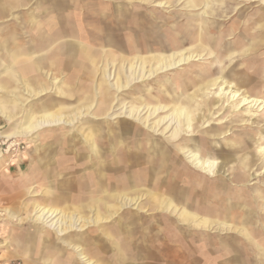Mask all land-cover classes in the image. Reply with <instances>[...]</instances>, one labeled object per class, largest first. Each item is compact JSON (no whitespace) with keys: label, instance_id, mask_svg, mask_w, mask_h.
Wrapping results in <instances>:
<instances>
[{"label":"rangeland","instance_id":"374dc122","mask_svg":"<svg viewBox=\"0 0 264 264\" xmlns=\"http://www.w3.org/2000/svg\"><path fill=\"white\" fill-rule=\"evenodd\" d=\"M225 1H227L226 6L230 9L229 13L225 17L219 16L216 18L218 22L224 25L219 29L214 26H207L204 31L205 41L203 44L195 39L182 40L172 37H168L167 39V36L173 29H180L188 19L185 16L180 20L178 18L173 19L172 17H168L170 11L186 15L184 9L187 7L186 0L180 1L173 8L154 7L153 5L143 4L144 9H142L141 12L139 11V14H137L138 11L135 12V10H132L133 7L130 6L127 1H115L110 5V9L106 10L109 16L104 24H117V20L122 19L121 13L120 15L118 13L121 9L122 13L127 16H129L128 13L133 12L131 17H124V19L121 20L125 22L127 29L120 27L119 30L116 28V25H113L114 30L117 31L114 33L111 32V27H102L101 29H103V32L100 30V33L96 32V28L90 27L92 23H96V20L103 22L104 18L102 15H95L93 13L99 12L100 8H103L105 11L106 7L95 3H93L94 5H85V9L82 13L86 17L85 20L89 22V27L79 25L80 22L76 20L78 16L71 17V27H65V34L63 33L61 35L64 37L61 38V40H80L81 43H56L55 48L57 68L61 66L58 59L65 57L69 52L75 54V56L73 55L75 59L67 61V63H69L68 67H66L67 74L65 76H56L54 79L55 81H53L55 84H59L63 83V81L67 83L69 81L68 79H73V90L69 93L71 97L51 98L49 96H55L53 95L55 90H52L48 96L38 98L37 95L33 96L28 93L27 87L24 89V91L26 90L24 93L25 111L30 109V106L32 107L38 103L42 105L44 101L49 100L57 105L67 106L64 107L66 112H63L66 119H74L76 115L81 112L82 116H78L80 119H77L78 117L76 118V123L74 125L46 128L45 131H42V136H40L38 132L35 133L33 137L25 139L31 141L29 144L30 147L27 143H23L21 146L13 147L12 150L10 149L7 152L9 144L6 139L0 137V147L6 156L4 160L6 168H3L4 171L10 168L8 173H11L12 176L16 178L17 165L22 163L21 159H25L27 163L30 162V158L26 154L31 152L30 150L34 146L41 148V144H45L44 150L46 153L49 150L52 154L49 159L51 163L57 164L56 158L58 155L63 154L62 152L67 150L69 157L63 158L61 161L63 163L62 165L70 167L78 163L83 165L96 164L97 160L89 153L90 150L88 149L87 151L85 148L87 146L89 148L91 147L89 143L90 140H87L85 136L88 135L89 130H93L94 128L101 133V137L98 141L105 152L104 168L107 169V167L109 168L112 166L111 161L115 158L124 170L120 172L122 176L121 179L126 181L129 164L123 159L125 154L131 152L133 154H145L147 156L152 155V157H156L152 151V147L153 143L159 142L167 146L171 151V156L167 164L168 170L161 171L164 184L170 183L176 176L179 185L185 186L186 193L191 197L190 201L193 203L195 209H200L201 211L205 210V208L211 210L214 208L217 210L219 209V211L224 212L222 215L223 217H226V201L225 199L221 200L219 197L226 192L229 196V202L232 203L231 212L233 213L234 221L236 220L238 225L242 224L243 226L249 227V229L255 228V230H258L264 235V199L260 197V194L264 193V154L261 153V148L264 147V108L262 107L263 104L258 107V105L254 106V104L248 103L242 104L241 102L243 95H245L247 91H249L251 95L253 94L252 96L258 97L260 102L264 101V27L260 28V25L262 23L264 24V0ZM51 4L60 6L61 4L63 5V1L35 0L30 6L26 7V10H14L11 14H20L22 18L26 17V19H28L29 16L31 17V15H38L41 19L46 17V13L49 11L48 8ZM134 4L136 3L134 2ZM220 4L221 1L217 0L213 6L215 9H218V7L221 6ZM65 5H69L68 1ZM36 8L39 9L36 10ZM153 9L157 12H151V15L153 14L151 21L148 22V20H143V18H141L143 15H150L149 12ZM57 12L51 11L48 15L57 14L60 18L63 14H68L70 11L68 9L66 11L67 13H63V11ZM76 14L78 15V12L72 13L74 16H76ZM258 14L261 15V17ZM112 15H114V17ZM10 20L16 22V18L9 15L7 17H0V25L5 27ZM140 21L145 24L138 32L136 30H138ZM166 21H168V23L163 25ZM199 21V18L194 16L192 23L198 25ZM174 23H176V25L173 26L172 24ZM106 28L108 30H106ZM187 28L188 27H186V29ZM59 29L60 28H50V32L55 36L54 32L56 31L57 35ZM45 30L46 29L41 28L40 33H44ZM185 31L186 30L183 32ZM218 32L220 38H211V34L217 37ZM102 33H105L106 37L115 34L124 46L121 52L124 53L128 59H133V57L139 55H156L158 57L161 55H168L171 52H165V49L171 45H177L178 43L180 49L177 50V52L188 48L196 51L199 49V52L204 56L202 59H196L195 61L181 66L179 69H173L165 74L162 73L155 79L137 83L130 89L128 88L121 93H117L115 90H109L107 93L101 92V94H98L97 86L100 83L103 68L104 73L107 70L113 75L116 67L112 65L113 62L107 65L103 63V61L96 64V59L99 60L111 55L109 54L110 47L106 45L108 42L101 43ZM129 34H131L132 37H136V34L139 35L138 38H135V42H138V44L133 43L132 45L128 43L127 39ZM43 35L46 34H39V43L36 45L37 48L39 46L41 52L46 47L45 39H47V37L44 38ZM184 36H187L186 33L182 35L183 38H185ZM59 37L60 36H56V38ZM260 37H263L262 42H260ZM29 38V35L25 37L26 40ZM257 42H259V44H255ZM114 52L115 55L120 53V51L116 49ZM114 56L113 59L115 58ZM97 65H99V67ZM97 67L99 68V73L96 75ZM178 73L179 75H177ZM222 77L224 81L231 82L229 84L231 90H234L237 84H243L240 88V93H244L239 99L237 96L235 100H233L231 94H223L219 87H213L208 91L201 90L198 93L199 101L193 103L187 101L188 97L197 89L202 88L207 82L217 79L218 83H220V81H223ZM108 78V75H105L102 81H109L110 78L109 80ZM111 80V82L116 81L113 80V78ZM175 82L179 85V88L176 90L177 94L175 99L188 105L193 115V120L190 121V124L193 126L188 128V124L185 128L180 129L177 139H170L175 126L173 124L174 122L172 123L169 119L162 122L159 127L157 126V131H155L143 125L140 121L135 120L132 116L122 114L123 108L130 110L133 109L135 105L141 106V109L145 108L141 114L142 117H149L148 125L156 127V123L158 124L160 119L169 116L176 109L175 102H171L172 99L166 95V86H170ZM76 84L80 85L81 88L76 86ZM162 85L165 86L163 87ZM35 94L37 93L35 92L34 95ZM141 98H145L146 101L143 99L141 100ZM158 105L168 107L166 110H161L159 113L152 115L151 112ZM59 109H61V111L63 110L62 107H59ZM89 110L90 114L85 115L84 112L87 113ZM42 114V112L38 113L35 111L32 113V111H30V117H28L27 121L24 119L23 123L36 121L40 119ZM0 124L5 126L3 127V132L11 129V125H6L2 120H0ZM190 149L201 159H209L211 162L216 163L214 166L215 169L210 173L192 165L189 155L191 153ZM158 158L160 160L162 159L161 161L165 160L163 155H158L155 161L157 163H159ZM249 162L252 164L251 167H248ZM132 163L134 165L135 161ZM11 165L15 166L12 167ZM177 165L179 167H177ZM26 168L27 164L23 165V169L25 170ZM171 170H173V172ZM242 170L246 173L247 182L244 181L239 183L244 175ZM185 171L192 172L196 176H202L209 183H189L188 181L191 179L184 174ZM237 184H241V186L238 187ZM8 190L9 189H7L5 185V179L0 178V209L5 207L20 208L25 197L17 195V192L14 193L15 195H10ZM28 198L30 197L28 196ZM215 204H219V206H215ZM3 217H5V214L1 212L0 221ZM13 228L18 231L20 228L26 230L30 228V225L26 223L20 228L19 226H14ZM212 228L216 235H221L223 237L229 235V232L226 233L217 230L215 227ZM168 238L171 240L170 237ZM170 240H167V244L170 245L167 252L169 255L172 254L171 256L174 255L173 257H176L178 261V253H180L179 256L183 257V253H185L186 250L181 253L180 244L178 242L175 243L173 240L171 241L174 243L171 244ZM132 251L135 253L134 249ZM151 251V253H159V249H152ZM163 251L165 252V250ZM36 254L37 253H35L34 257L37 258L40 263L39 256ZM3 255L4 253L2 249H0V264H12L17 261L24 264L19 258L7 262L3 260Z\"/></svg>","mask_w":264,"mask_h":264},{"label":"crops","instance_id":"0c3cea01","mask_svg":"<svg viewBox=\"0 0 264 264\" xmlns=\"http://www.w3.org/2000/svg\"><path fill=\"white\" fill-rule=\"evenodd\" d=\"M34 1L35 0H0V17H7L9 15L16 18V22L10 20L5 27L0 25V109L3 110L2 107L6 106L3 111L11 117V119H6L5 116L0 113V120L4 121L6 125H11V128L23 126L24 119L27 121L28 117H30L29 115H25L28 111L29 114L30 111H32V113L35 111L38 113H45L52 112L53 110L56 111L59 107L53 101L47 100L44 101L42 105L41 103H38L32 107L30 106V109L25 111V87L28 88V93H37L39 90L43 89H48L51 92L52 90L59 92L67 91V94L72 92L73 79H68L69 81L67 83L63 82L55 84L53 82L55 81L54 79L56 76H65L67 74L66 67L69 65L67 61L75 59V57H73L75 54L69 52L65 57L58 59L61 66H58L57 68L55 53L56 43H81L80 40H61V38H64L61 35L63 33L65 34V27H71V17L78 16L76 20L80 22L79 25L89 27V22L85 20L86 17L82 13L85 9V5H94L93 3H95L109 9L110 5L118 0H58L63 1V5L61 4L58 6L57 4H51L48 8L49 11L46 13V17L41 19L38 15H31V17L29 16V18L26 19L25 16H23L25 18H22L20 14H11L14 10H26V7L30 6ZM67 1L69 5H65ZM123 1H127L129 5L133 7L132 10L139 12L144 9L143 4L162 7L159 6V3L166 2L171 8H173L183 0ZM186 1L187 7L184 8L185 10L190 8L189 6H191V4L188 2L192 0ZM134 2L136 4H134ZM37 9L39 8H36V10ZM67 9H69L70 12L68 14H63L60 18L57 14H49L47 17L48 13L51 11H55V13L57 11L67 13ZM107 9L104 11L103 8H100L99 12L93 13L95 15H102L104 20L103 22L96 20V23H92L90 27L96 28V32L99 33L100 30L103 32V29H101L102 27H111L112 33L116 32L113 25H116V28L118 27V29L119 27L126 28L125 22L121 20L124 19V17H131L133 11L130 12L131 14L128 13L129 16H127L122 13L121 9L118 13L119 15L121 13L122 19L117 18V24H104L109 16L106 13ZM77 12L78 15H72V13ZM151 12L157 11L153 9L149 12L150 15H143L141 18H143V20H148V22L151 21ZM112 16L114 17V15ZM141 22L142 21L139 22V25L141 24L143 26L145 23ZM49 27L60 28L58 34L56 35L55 31V36H53ZM41 28L46 29L44 33H40ZM38 33L46 34L43 35V37H47V39H45L46 47L44 48L46 50L43 49L42 52L39 50V46L38 48L36 47L40 39ZM131 34H129V37L133 38L134 41L135 38H138L139 36L136 34V37H132ZM28 35L30 38L26 40L25 37ZM56 36L60 37L56 38ZM111 36H114V38L117 37L115 34H112ZM108 37L110 38V36L106 37V34L102 33L101 43L103 44L104 42L107 43L109 41V45H106L107 47H110L109 54L111 55L99 60L96 59V64H99L102 61L106 65L110 64L113 61L112 53H115V49L119 50L113 45V43L111 44V39L109 40ZM134 43L138 44V42ZM122 48H124V46ZM122 48L120 50H122ZM97 66L99 67V65ZM98 67L96 68V75L99 73ZM103 71L104 68L101 73L102 76L100 83L97 86L98 90L102 83L104 75ZM76 86L81 88L78 84H76ZM52 97L58 98L61 96ZM3 127L5 126L0 124L1 132H3ZM30 151L31 152L26 154L30 158V162H28L29 164L25 162L24 164L17 165L16 178L13 177L11 173H8L10 168L7 169V171H4L3 169L0 172V178L5 179V185L7 189H9V194L15 195L14 193L18 191L17 195L25 197L20 208L5 207L0 209V213L3 212V214H5V217L0 221V249H2L4 253L3 260L7 262L19 258L24 264H264V235L262 233L260 234L255 228L250 230L249 227L240 224V230L238 231H230L229 235L224 237L216 235L212 228L215 227V225H213V223L203 224L201 220L206 216L205 212L200 209H195L191 201L188 203L189 208L194 213H197L193 216L194 219L183 220L180 218V214H178V212L174 213L175 211L172 209V213L167 212L170 207V202L173 200V195L168 189L169 183H163V174L161 171L168 170L167 165H159V163L155 162L158 154L154 153L156 157H152V155L147 156L145 154H135L137 156L135 160L136 164L134 163L133 165V163H130L128 165L126 181L121 179L122 176H118L122 180L120 182H127L126 190L123 191V189H121L120 191L126 192V196L129 197L130 200H133L128 208H124V199H122V197L119 198L112 196L115 199L106 197V202H104V183L102 177H100L102 171L106 170L104 164L83 165L78 163L64 169L63 167H66V165H62V162L57 164L51 163L49 159L52 154L50 151L46 153L44 150V154L40 155L43 161L42 164L39 163L38 168L30 173V165L33 162V159H36V157L39 156V148L34 146ZM140 158L143 159L141 160ZM160 161L161 160L159 159V162ZM25 164H27V168L24 170L23 165ZM115 170L118 172V175H121V170L124 171L121 168ZM172 181H170V184ZM120 182L118 181L117 184H121ZM114 185L116 184L113 183V186ZM30 190L33 192L32 196L29 194ZM183 190L179 189L180 192ZM107 194L110 193L107 192ZM28 196L31 200H28ZM187 196L189 198L188 200H190L191 197L188 194ZM36 204L60 209L70 218V221L73 218L74 220L80 218L85 221L82 223V226H84V228L86 226V229L79 231V229L73 228L63 235L40 222H34L30 219V216L32 215ZM176 204H178L177 201ZM210 219L213 221L217 218L210 217ZM231 219L233 220L234 217H231L229 220ZM88 222H90V225L87 224ZM26 223H29L30 228L26 230L20 228ZM14 226H19L20 230H15L13 228ZM243 227L248 228L249 232H253V236L257 241L260 240L258 241L260 244L259 246L255 245L252 242V239L241 232ZM206 235H208V237ZM168 237L175 241V243L178 242L180 244L181 253L186 250V252L183 253V257L179 256L180 253H178V261L176 260V257H173L174 255L171 256L172 254L169 255L167 252V249L170 246L167 244V240H170ZM171 240V244L174 243ZM77 248L81 249V251L77 252ZM133 249L135 250V253L132 251ZM152 249H159V253H151ZM163 250H165V252ZM36 251L39 252L37 253ZM35 253L39 256L40 263L37 261L38 259L34 257ZM80 253L86 255V260L80 256Z\"/></svg>","mask_w":264,"mask_h":264},{"label":"bare ground","instance_id":"6f19581e","mask_svg":"<svg viewBox=\"0 0 264 264\" xmlns=\"http://www.w3.org/2000/svg\"><path fill=\"white\" fill-rule=\"evenodd\" d=\"M217 0H198V1H190L188 2L189 4H191V6H189L190 8L185 10V14H176L173 13L172 11L169 12V18L172 17L173 19L178 18L179 20L182 19L184 16L186 18H188L186 20V23L184 25L181 26L180 29L177 30H172V32L167 36L168 37H172V38H180L182 40L185 39H195L196 41L199 40L201 42V44L204 43L205 41V36H204V31L205 28L207 26H214L217 27L218 29L221 28L224 24H221L220 22H218L216 20V18L220 17H225L227 16V14L229 13L230 9L227 5V1L225 0H219L221 1V6L218 7V9H215V7L213 6L215 4ZM248 1V0H247ZM12 2V1H11ZM99 2V1H98ZM7 3V2H5ZM71 4V3H70ZM4 5V4H3ZM34 5V4H33ZM72 5V4H71ZM2 6V5H1ZM9 6V5H6ZM109 6V5H108ZM159 6H162L163 8H171L170 5H168V3L166 2H160ZM226 6V7H225ZM7 8V7H6ZM14 8V7H13ZM200 8V9H199ZM107 9V8H106ZM110 9V8H109ZM139 9V8H138ZM68 10V9H67ZM108 10V9H107ZM234 10V8H233ZM103 11V10H102ZM136 11V10H135ZM200 11V12H199ZM141 12V11H140ZM58 13V12H57ZM184 13V12H182ZM139 14V12L137 13ZM168 14V12H167ZM11 15V14H10ZM153 15V14H152ZM259 15V14H258ZM49 16V15H48ZM47 16V17H48ZM145 16V15H144ZM194 16L199 18V24H193L192 21L194 20ZM261 17V15H259ZM10 19V18H9ZM54 19V18H53ZM52 19V20H53ZM222 19V18H221ZM56 20V19H55ZM156 20V19H155ZM131 21V20H129ZM225 21V20H224ZM264 21V20H263ZM49 22V21H48ZM54 22V21H53ZM155 22V21H154ZM157 22V21H156ZM182 22V21H181ZM40 23V22H39ZM137 23V22H136ZM168 21H166L163 25L167 24ZM9 25V24H8ZM16 25V24H15ZM173 26L176 25V23L172 24ZM12 26V25H11ZM68 26V25H67ZM17 27V26H16ZM142 25L140 24L138 27V30L136 31H140L139 29H141ZM186 27H188L186 29ZM264 24L262 23L260 25V28H263ZM36 28V27H35ZM50 28V27H49ZM109 28V27H108ZM118 28V27H117ZM120 28V27H119ZM7 29V28H6ZM105 29V28H104ZM124 29V28H122ZM201 29V30H200ZM2 30V29H1ZM48 30V29H47ZM106 30H108L106 28ZM120 30V29H119ZM184 30H186L185 32H183ZM220 31V30H219ZM5 32V30H4ZM37 32V31H36ZM107 32V31H106ZM112 32V31H111ZM117 32V31H116ZM120 32V31H118ZM6 33V32H5ZM15 33V31H14ZM109 33V32H107ZM186 33V37L183 38L182 35ZM1 34V32H0ZM39 34V33H38ZM111 34V33H110ZM20 36V35H19ZM38 36V35H37ZM165 36V35H164ZM112 36L110 35L109 40L111 41V44L113 43V45L117 48V49H121L123 47L122 42L114 36L111 38ZM211 38L217 39L220 38L219 36V32L217 37H215L214 35L211 34ZM78 39V38H76ZM24 40V39H23ZM263 37H260V42H262ZM128 43L132 44L135 42L133 40V38L128 37L127 39ZM145 41V40H144ZM9 42V41H8ZM109 42V41H108ZM147 42V41H146ZM34 43V42H33ZM106 43V42H105ZM179 44V43H178ZM171 45L170 47H167V49H165V52H171L168 55H161L160 57L156 56V55H147V56H135L133 57V59H128L126 57V55L124 53L121 52L118 53L117 55H115V53H112L113 56L115 57L113 59V66L115 67V72L112 75L109 71L106 70V72L104 73L103 71V77H105V75H108V80L109 81H102V83L100 84V89L97 90L98 94H101V92H108L109 90H115L117 93H121L125 90H127L128 88L130 89L133 85L137 84V83H141V82H145V81H150L151 79H155L157 76H159L162 73H167L168 71L171 70H175V69H179L181 66H184L185 64H188L192 61H195L196 59H202L203 58V54L200 53L199 49L198 51L196 50H192L191 48L188 49H184L181 50L179 52H177V50L180 49V45ZM255 44H259V42L255 43ZM15 46V45H14ZM13 46V47H14ZM17 46V45H16ZM33 46V45H32ZM143 46V45H142ZM184 46V45H182ZM27 47V46H26ZM56 47V46H55ZM58 47V46H57ZM106 47V46H105ZM112 47V46H111ZM113 48V47H112ZM145 48V45H144ZM53 49V48H52ZM159 49V48H158ZM14 50V49H12ZM118 50V51H119ZM54 51V49H53ZM155 51V50H154ZM174 51V52H173ZM2 52V51H1ZM46 52V51H45ZM57 52V50H56ZM125 52V51H124ZM141 52V51H140ZM47 53V52H46ZM126 53V52H125ZM134 54V53H133ZM6 55V54H5ZM32 55V54H31ZM34 55V54H33ZM79 55V54H78ZM130 56V55H129ZM222 56V55H221ZM8 58V57H7ZM253 58V57H252ZM31 60V59H30ZM15 65V64H14ZM90 66V65H89ZM30 67V66H29ZM191 67V66H190ZM209 67V66H208ZM62 68V67H61ZM91 68V67H90ZM189 68V67H187ZM15 69V68H14ZM78 69V68H77ZM88 69V68H87ZM76 70V69H75ZM184 70V69H183ZM202 70V69H200ZM205 70V69H204ZM31 71V70H30ZM80 71V70H79ZM180 71V70H179ZM196 72V70H195ZM9 73V71H8ZM7 73V74H8ZM19 73V72H18ZM194 73V72H192ZM199 73V72H198ZM243 73V72H242ZM10 75V74H9ZM93 75V74H92ZM179 75V73L177 74ZM191 75V74H190ZM231 75V74H230ZM238 75V74H237ZM240 75V73H239ZM78 76V75H77ZM189 76V75H188ZM199 76V75H198ZM41 77V76H40ZM237 77V76H236ZM9 78V77H8ZM7 78V79H8ZM65 78V77H64ZM116 80L114 82H111L112 79ZM196 78V77H195ZM235 78V77H234ZM165 79V78H164ZM223 79V77H222ZM42 80V79H41ZM158 80V79H157ZM196 80V79H195ZM230 81V80H229ZM64 82V81H63ZM192 82V81H191ZM3 83V82H2ZM73 83V82H72ZM88 83V82H87ZM231 82L228 81H223L220 83H218L217 79L214 80H210L209 82H207L202 88L197 89L190 97H188L187 101L189 102H196L199 101V96L198 93L201 90H211V88L213 87H219V89L222 91L223 94H231V98L233 100H235V98L238 96V99L240 96L243 95V93L241 94V86L243 84L239 83L236 85V88L234 90H231L229 88V84ZM79 84V83H78ZM151 84V83H150ZM65 85V84H63ZM198 85V84H197ZM66 86V85H65ZM141 86V85H140ZM163 87L165 85H162ZM200 86V85H199ZM67 87V86H66ZM5 88V87H4ZM179 88V85L177 84V82L173 83L170 86H166V95L172 99L171 102H175V106L176 109L175 111L170 114L169 116L165 117L164 119H160L159 123H156V127H152L151 125H148V121H149V117L148 118H143L142 117V112L144 111L145 108L141 109V106H133V109L128 110L127 108H123L122 109V114H128L129 116H132L133 118H135V120L140 121L143 125L148 126L150 128H152L153 130L157 131V126L159 127V125L164 122L166 119H169V121H171L175 128L170 136V139L175 140L179 137V131L182 128H185V126H188V128L190 126H193L190 124V121L193 120V115H192V110H190V107L186 104H184L183 102L178 101L177 99H175V96L177 94L176 90ZM228 88V90H227ZM234 88V87H233ZM73 90V89H72ZM219 90V91H220ZM231 90V91H230ZM26 91V90H25ZM51 91H49L48 89H43V90H39L37 92V94L33 95L34 93L29 92L31 95L33 96H38V98H43L45 96H48L50 94ZM162 92V91H161ZM91 94V93H90ZM103 94V93H102ZM175 94V95H174ZM53 95L57 96H61V97H67L70 98V94H67V91L65 92H59V91H55L53 93ZM253 95V94H252ZM250 94L249 91L246 92L245 95H243L241 102L243 103H248V104H254V106L258 105V107H260L263 104V108H264V101L260 102V99L258 97H254ZM109 96V95H108ZM123 96V95H122ZM136 96V95H135ZM52 97V96H49ZM103 97V96H102ZM228 97V96H227ZM48 98V97H47ZM158 98V97H157ZM134 99V98H133ZM146 101L145 98H141V100ZM161 99V98H160ZM175 99V101H174ZM132 100V99H131ZM103 101V100H101ZM150 102V101H149ZM102 103V102H101ZM118 104V103H117ZM125 104V103H124ZM59 107H62V111L61 109H59V107L55 110H53L52 112H45L41 115L40 119L33 121V122H27L25 123L23 126L19 127V128H11L8 131H4L1 132L0 131V137H3L4 139L7 140V143L9 144V149L7 150V152L13 147H17V146H21L23 143H27V145L30 144L31 141L29 140H25V139H29L30 137H33L35 135V133H39L40 136L43 135L42 131H45L46 128H52V127H57V126H71L74 125L76 123V118L78 116H82V112L76 115V118L74 119H66L64 116L63 112H66L64 107H67L66 105H58ZM91 106V105H90ZM116 106V105H115ZM150 106V105H148ZM153 106V105H152ZM6 107V106H5ZM5 107H2L3 110ZM8 107V106H7ZM92 107V106H91ZM90 107V109H91ZM122 107V106H121ZM168 106H162V105H158L154 108V110L151 112L152 115L159 113L161 110L164 111L167 109ZM13 108V107H12ZM213 108V107H212ZM17 109V108H16ZM261 109V108H260ZM3 110L0 109V113L2 115L5 116L6 119H11L10 116L7 115V113H5ZM115 110V109H114ZM212 110V109H211ZM10 111V110H9ZM12 111V110H11ZM21 111V110H20ZM61 111V112H60ZM85 115H89L90 114V110L86 112H84ZM26 116L29 115V111L25 113ZM84 115V114H83ZM27 118V117H26ZM77 119H80L79 117ZM15 121V120H14ZM13 121V122H14ZM168 121V122H169ZM108 125V124H107ZM114 125V124H113ZM111 126V125H110ZM79 127V126H78ZM77 127V128H78ZM81 127V125H80ZM107 127V126H106ZM82 129V128H81ZM108 129V128H107ZM111 129V128H110ZM97 129L93 130H89L88 131V135L85 136V138L87 140H90V145L91 147L89 148L88 146L85 147L86 150L88 151V149L90 150L89 153H91L93 156V158H95L97 160L96 164H103L104 163V157H105V152L104 150L101 148L100 146V142L98 141V139L101 137V133L99 131H96ZM136 131V130H135ZM193 132V131H192ZM142 133V132H141ZM38 135V136H39ZM15 139H23V140H15ZM65 140V139H64ZM3 142V141H2ZM139 142V141H138ZM140 144V143H139ZM44 145L45 144H41V148H39V156L36 157V159H33V162L30 165L31 170L29 171L30 173L33 172V170L37 169L39 166V163L42 164V157L40 156L41 154H44ZM142 145V144H141ZM30 147V145H29ZM63 147V146H62ZM244 147V146H243ZM8 148V147H7ZM120 148V147H119ZM122 148V147H121ZM191 148V147H190ZM64 149V148H63ZM149 149V148H148ZM120 150V149H119ZM192 149H190L191 151ZM28 151V150H27ZM49 151V150H48ZM67 151V150H66ZM66 151H63V154L58 155V157L56 158L57 162H61L63 160V158L69 157L68 154H66ZM110 151V150H109ZM138 151V150H137ZM144 151V150H143ZM152 151L155 154L158 155H163L165 157V160L160 161L159 165H167L168 164V160L171 156V151L169 150V148L159 142H155L153 143V147H152ZM241 151V150H240ZM33 152V151H32ZM261 153L264 154V147L261 148ZM31 154V153H30ZM88 154V153H87ZM252 154V153H251ZM86 155V154H85ZM190 155V161L192 163V165H194L195 167L203 170V171H208L211 173V171L214 168V166L216 165V163L211 162L209 159H201L198 155H196L193 151H191ZM83 156V155H82ZM244 156V155H243ZM46 157V156H45ZM48 157V156H47ZM136 155L129 152L126 153L124 156V161L128 164L134 162L136 160ZM251 157V155H250ZM139 158V155H138ZM252 158V157H251ZM6 159L5 154L3 153L1 147H0V172L3 170V168H5V163L4 160ZM27 159V158H26ZM141 160L143 158H140ZM249 159V158H248ZM47 160V159H46ZM75 160V159H74ZM119 160V159H118ZM162 160V159H161ZM92 161V160H91ZM109 161V160H108ZM21 164L25 163V159H21ZM51 162V161H50ZM67 162V161H66ZM96 162V161H95ZM143 162V161H140ZM27 163V162H26ZM29 164V163H28ZM63 164V163H62ZM115 164V165H113ZM177 164V163H176ZM111 165L109 168H107L105 171H102V173L100 174V177H102V181L104 183V196H105V200L104 202H106V197H109L110 199H115L113 197H122V199H124V208H128L129 205H131L130 203L133 200H130L129 197L126 196V192H121L120 190L123 189V191L126 190V183L127 182H120L122 181L118 176L121 177V175H118L117 171L115 169L117 168H121L120 163L118 161L115 160V158L112 159L111 161ZM7 166V165H6ZM12 166V165H11ZM15 166V165H14ZM97 166V165H96ZM252 164L249 162L248 163V167H251ZM71 167V166H70ZM93 167V166H92ZM91 167V168H92ZM134 167V166H133ZM177 167H179L177 165ZM64 169L67 168L63 167ZM135 168V167H134ZM137 168V167H136ZM155 168V167H153ZM172 168V167H171ZM221 168V167H220ZM244 168V167H243ZM62 170V169H61ZM120 170V169H119ZM132 170V168H131ZM146 170V169H145ZM53 171V170H52ZM56 171V170H55ZM60 171V170H59ZM65 171V170H64ZM122 171V170H121ZM173 172V170H171ZM243 171V170H242ZM45 172V171H44ZM58 172V171H57ZM95 172V171H94ZM171 172V173H172ZM182 172V171H181ZM67 173V172H66ZM244 175L241 178L240 182H244L246 180V173L245 171H243ZM130 174V173H129ZM184 174L187 175V177H189L191 180L188 181L189 183H193L194 182H198V183H209L207 182L202 176H196L195 174H193L192 172H187L185 171ZM181 175V174H180ZM57 176V175H56ZM127 177V176H126ZM171 177V176H170ZM183 177V176H182ZM119 178V179H117ZM131 178V177H130ZM233 179V178H232ZM121 184H117L118 181ZM145 180V179H144ZM156 181V180H155ZM167 181V180H166ZM235 181V180H234ZM233 181V182H234ZM145 182V181H144ZM232 182V181H231ZM88 183V182H87ZM113 183L116 184L113 186ZM185 183V182H183ZM40 184V183H39ZM84 184V183H83ZM112 184V185H110ZM197 184V183H196ZM242 184V183H241ZM241 184H237L238 187L241 186ZM34 185V184H33ZM32 185V186H33ZM191 185V184H190ZM112 186V187H111ZM122 186V187H121ZM147 186V185H146ZM156 186V184H155ZM196 186V185H195ZM194 186V187H195ZM244 186V185H243ZM189 187V186H188ZM28 188V187H26ZM134 188V187H133ZM251 188V187H250ZM86 189V188H85ZM168 189L170 191V193L173 195V200H171L170 202V207L168 208L167 212L168 213H172L171 209L174 210V213L180 214V218H182L183 220H191V218H193V216H195L197 213H194L193 211L190 210L188 203L190 202V200H188V196L186 193V188L183 185H179V181L176 178H173L172 183H169ZM166 189V190H168ZM179 189H184L182 192L179 191ZM90 190V188H89ZM213 190V189H212ZM256 190V189H255ZM155 191V190H154ZM194 191V190H193ZM196 191V190H195ZM18 192V191H17ZM107 192H109L110 194H107ZM120 192V193H119ZM200 192V191H199ZM228 192V191H227ZM230 192V191H229ZM234 192V191H233ZM242 192V191H241ZM260 192V191H259ZM116 193V194H115ZM29 194L32 196L33 192H29ZM11 195V194H10ZM51 195V194H50ZM198 195V194H197ZM207 195V194H206ZM235 195V194H234ZM103 196V195H102ZM113 196V197H112ZM46 197V196H45ZM59 197V196H58ZM67 197V196H66ZM101 197V196H100ZM196 197V196H195ZM241 197V196H240ZM260 197L264 199V193L260 194ZM99 198V197H98ZM219 198H221V200L226 201L225 206H226V217H223L222 215L224 214L223 211H219V209H208L205 208V210H203V212H205L206 216L201 220V222L203 224H210L213 223V225H215L217 230H221L223 232H230V231H238L240 230V226L235 223L236 220L234 221V219L229 220L231 217L233 218V213L231 212L232 210V203L229 202V196L227 195L226 192H224ZM31 199V198H29ZM104 199V198H103ZM191 199V198H190ZM90 200V199H89ZM88 200V201H89ZM176 201L178 202V204H182V205H178L176 204ZM48 202V201H47ZM237 202V201H236ZM244 202V201H243ZM106 204V203H105ZM152 204V203H151ZM219 206V204H215V206ZM248 206V205H247ZM80 207V206H78ZM82 207V206H81ZM217 208V207H216ZM261 208V207H260ZM14 210V209H13ZM85 210V209H84ZM111 211H112V207H111ZM134 211V210H133ZM170 211V212H169ZM127 212V211H126ZM155 212V211H154ZM152 213V212H151ZM150 213V215H151ZM86 215V214H85ZM120 215V214H119ZM125 215V214H124ZM159 215V214H158ZM157 216V215H156ZM160 216V215H159ZM210 217H215L217 219L211 221ZM236 217V216H235ZM160 218V217H159ZM225 218V219H224ZM30 219H32L34 222H40L43 225L58 231L61 234H66L69 232L70 229L73 228H77L79 229V231L85 230L86 226L84 228V226H82V223L85 222L82 219H76L74 220V218L70 221V218L60 209L57 208H53V207H46V206H41L40 204H36L35 208L32 212V215L30 216ZM127 219V218H126ZM194 219V218H193ZM199 219V218H198ZM154 220V219H153ZM241 220V219H240ZM88 225H90V222L87 223ZM108 224V223H107ZM111 224V223H110ZM245 224V223H244ZM257 224V223H256ZM15 225V224H14ZM106 225V224H105ZM6 226V224H5ZM156 226V225H155ZM257 227V226H256ZM41 228V227H40ZM151 229V228H150ZM251 229V228H250ZM3 230V229H2ZM1 230V231H2ZM11 230V229H10ZM46 230V229H45ZM113 230V229H112ZM8 231V230H6ZM40 231V230H39ZM170 231V230H169ZM253 231V230H252ZM262 231V230H261ZM171 232V231H170ZM240 232V231H239ZM245 235H247L250 239H252V242L255 245H260L258 241L260 240H256L253 236V232H249L248 228L243 227L242 231ZM40 233V232H39ZM113 233V232H112ZM173 233V232H172ZM255 233V232H254ZM257 233V232H256ZM92 234V233H91ZM95 234V233H94ZM108 234V233H107ZM175 234V233H174ZM207 234V233H205ZM229 234V233H228ZM261 234V233H260ZM13 235V234H12ZM31 235V234H30ZM165 235V234H164ZM203 235V234H202ZM233 235V234H232ZM9 236V235H8ZM14 236V235H13ZM172 236V235H171ZM204 236V235H203ZM208 237V235H206ZM23 237V236H22ZM109 237V236H108ZM205 237V236H204ZM203 237V238H204ZM6 238V237H5ZM4 238V239H5ZM15 238V237H14ZM78 238V237H77ZM113 238V237H112ZM10 239V238H9ZM45 239V238H44ZM116 239V238H115ZM28 240V239H27ZM26 240V241H27ZM46 240V239H45ZM49 240V239H48ZM78 240V239H77ZM80 240V239H79ZM245 240V239H244ZM15 241V240H14ZM210 241V240H209ZM212 241V240H211ZM22 242V240H21ZM24 242V241H23ZM46 242V241H45ZM48 242V241H47ZM112 242V241H111ZM251 242V240H250ZM262 242V240H261ZM29 243V242H28ZM44 243V242H43ZM51 243V242H50ZM127 243V242H125ZM204 243V242H201ZM216 243V242H215ZM21 244V243H20ZM19 244V245H20ZM121 244V243H120ZM123 244V243H122ZM187 244V243H186ZM209 244V243H208ZM212 244V243H211ZM207 245V244H206ZM216 245V244H215ZM264 245V244H263ZM261 245V246H263ZM29 246V245H28ZM27 246V247H28ZM35 246V245H34ZM41 247V246H40ZM98 247V246H97ZM119 247V246H118ZM4 248V247H3ZM30 248V247H29ZM120 248V247H119ZM211 248V247H210ZM244 249V248H243ZM246 249V248H245ZM254 249V248H253ZM7 250V249H6ZM27 250V249H26ZM84 250V249H83ZM223 250V249H222ZM29 251V249H28ZM46 251V250H45ZM48 251V250H47ZM72 251V250H71ZM81 251V249L77 248V252ZM206 251V250H205ZM228 251V250H227ZM11 252V251H10ZM39 252V251H38ZM37 252V253H38ZM54 252V251H53ZM99 252V251H98ZM190 252V251H189ZM17 253V252H16ZM28 253V252H27ZM90 253V252H89ZM94 253V252H93ZM203 253V252H202ZM88 254V253H87ZM193 254V253H192ZM206 254V253H205ZM208 254V253H207ZM44 255V254H43ZM62 255V254H61ZM95 255V254H94ZM105 255V254H104ZM254 255V254H253ZM27 256V255H26ZM29 256V255H28ZM54 256V255H53ZM80 256L82 258H84L86 260V255L84 253H80ZM110 256V255H109ZM203 256V255H202ZM43 257V256H42ZM41 257V258H42ZM206 257V256H205ZM16 258V257H15ZM22 258V257H21ZM53 258V257H52ZM209 258V257H208ZM241 258V257H240ZM188 259V258H187ZM191 259V257H190ZM189 259V260H190ZM203 259V258H202ZM210 259V258H209ZM33 260V259H32ZM74 260V259H73ZM213 260V259H212ZM38 261V260H37ZM135 261V260H134ZM207 261V260H206ZM209 261V260H208ZM94 262V261H93ZM114 262V261H112ZM115 263V262H114ZM243 263V262H242ZM8 264V263H6ZM49 264V263H48ZM77 264V263H76ZM118 264V263H117ZM214 264V263H213Z\"/></svg>","mask_w":264,"mask_h":264},{"label":"built area","instance_id":"2783aa9c","mask_svg":"<svg viewBox=\"0 0 264 264\" xmlns=\"http://www.w3.org/2000/svg\"><path fill=\"white\" fill-rule=\"evenodd\" d=\"M12 264H22V263L17 261V262H14V263H12Z\"/></svg>","mask_w":264,"mask_h":264}]
</instances>
